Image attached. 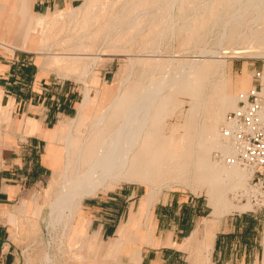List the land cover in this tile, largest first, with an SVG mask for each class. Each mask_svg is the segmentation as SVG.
I'll use <instances>...</instances> for the list:
<instances>
[{
    "label": "bare ground",
    "instance_id": "6f19581e",
    "mask_svg": "<svg viewBox=\"0 0 264 264\" xmlns=\"http://www.w3.org/2000/svg\"><path fill=\"white\" fill-rule=\"evenodd\" d=\"M176 5L179 14L174 12ZM20 8L21 4L18 2L13 13L16 15ZM184 9L188 11L186 16ZM72 10L68 15L73 17L75 10L74 8ZM100 11L98 7H85V22L80 24V27L87 31L93 20H98L102 15ZM200 11L204 15L198 16L197 13ZM110 15L112 23L109 28L118 27V31L121 27H126L124 24H129L128 28L140 27L145 16L153 20L152 28H158L161 24L160 29L171 30L180 27L177 25V20L184 16L183 26L189 34L192 30L201 31L203 22L213 20L217 24L222 23V33L218 32L222 37H219L217 43L222 42L223 39L250 38L252 49L236 50L234 53L251 52L255 56L264 57V0H131L130 2L123 0ZM10 32L7 25H0V36L4 34L9 36ZM164 35L160 31L150 36ZM192 35L197 38L203 37L201 32H194ZM107 36L105 35L104 38L106 39ZM23 38L24 43L30 41L33 45L34 38L30 29L24 33ZM157 42L147 43L149 45ZM196 43L200 44L202 41ZM83 44L82 42L78 47H83ZM43 48L44 46H40V51L35 52L43 53L41 51ZM199 51L203 52L204 48L201 46ZM202 52L194 59L155 58L153 54H145L146 57L138 59L131 58L132 64L138 60L147 66L141 68L142 70L130 83L132 73H128L121 80L120 86L112 96L109 95L107 88H104L102 91L104 102L102 101L103 104L98 102L97 109L91 115L89 108L93 100L87 89L77 105L76 114L70 120H59L57 123L60 131L59 139L62 140L63 147L57 158L61 165V173L59 179L54 182L55 197L49 206L51 225L64 223L67 227L71 218L78 214L85 197L94 196L99 188L104 189L109 185L125 181L148 187L146 196L133 211L126 228L130 231L134 225L133 228L140 227L144 218L150 217L149 195L155 191L154 185L150 183L156 178L160 179L162 174L173 173L174 170L181 177L185 165L193 158L203 163L201 164L203 175L200 179L208 185L209 200L214 206L213 215H220L228 209L230 201L228 193H231L233 199H237L239 194L242 197L247 192L250 170L236 163L225 164L221 160H212L210 153L212 150L221 151L223 154L232 153V144L223 140L220 135V125L223 124L226 111L233 109L237 101L246 96L249 81L247 77L238 79L233 91H228L223 78L225 59L212 58L211 55L208 58L203 56ZM244 74L248 76L246 71ZM216 76L220 79H216ZM213 83V94L208 95L205 89ZM181 96L189 98L186 126L190 127L191 122L196 123L194 120L196 114L204 118L196 129L197 145L194 144L196 146L193 147L195 150L191 157L186 154L187 143H183L184 140L192 141L188 130L179 132L181 134L178 139H175V130L170 129L169 136L163 132L167 114L178 106L182 108L184 100L180 99ZM208 98L211 103L209 109L205 110ZM2 103L0 100V113L4 116V121L8 122L11 103H5L4 110ZM199 143L205 146L200 154L197 153ZM237 207L243 211L250 208V203L248 201L240 203ZM78 216L82 215L78 214ZM210 228L204 220L201 226L197 223L191 237L181 246L190 251L195 246L202 249L204 264L210 262L209 250L214 237ZM151 229L148 227L149 231ZM136 254L137 252L135 256ZM262 254L261 264H264V237ZM45 260L50 261L47 255Z\"/></svg>",
    "mask_w": 264,
    "mask_h": 264
},
{
    "label": "rangeland",
    "instance_id": "374dc122",
    "mask_svg": "<svg viewBox=\"0 0 264 264\" xmlns=\"http://www.w3.org/2000/svg\"><path fill=\"white\" fill-rule=\"evenodd\" d=\"M19 1L0 0V24L7 25L11 31L10 37L7 34L0 36V42L34 52L32 53L34 60H41L39 73L45 76L44 80H47L49 84L52 82H65L69 86L75 87L78 99H82L85 91L88 89L89 95L93 100L89 108L90 115L97 109V103L104 100L102 93L104 88H107L109 95L112 96L120 86L121 80L128 73H132L131 79L129 80L130 83L138 75L139 71L142 70L141 68L147 66L138 60L132 64L131 58L138 59L146 57L145 54H153L155 58L174 57L194 59L198 58L197 56L199 54L201 55L202 51L199 50L202 46L205 52L207 49L209 51L206 53L203 51V56L209 58L211 55L212 58L218 59L220 57L222 59L221 57H223L225 59L223 78H225L227 90L230 92L233 91L235 82L238 79L247 77L249 82L246 93H248L249 88L252 86V68L260 64L258 59L264 58L263 56H255L251 52L234 53L236 50L252 49L250 38L240 40L223 39L222 42L217 43L219 37H222L219 34L223 30L221 28L222 23L217 24L213 20L203 22L201 31L199 29L196 31L192 30L189 34V31L183 26V18L188 14L187 9H184V16L180 17V20H177V25L180 27L174 30L168 28L160 29L161 24L158 28H152L153 20L148 18V16L144 17L138 28H128L129 26L127 25L129 24H124L126 27H121L119 31L117 30L119 29L118 27L111 29L109 28L112 23L110 13L113 9H117L123 0H76L68 8L57 10L51 15L44 16L43 22H40L41 17L34 16L33 27L31 28V36L34 38V43L33 45L30 44V41L28 43H22V38L16 33L21 25V20L13 13ZM126 1L130 2L131 0ZM87 6L92 8L98 7L101 9L100 12L102 15L98 20H93L88 30L84 31L80 27V24L85 22L84 9ZM73 8L75 14L72 17L68 13H71ZM174 12L179 14L177 5L174 7ZM197 15L202 16L204 14L200 11ZM210 28L211 33H209ZM160 31L165 35L162 37L150 36ZM194 32H201L203 37L197 38L193 36L192 33ZM105 35H108L106 39L104 38ZM151 41L158 42L157 44L148 45L147 42ZM196 41H202V43L197 44ZM82 42L84 43L83 47L79 48L78 46ZM40 46H44L41 50L43 53H35V51H40ZM7 52L11 53L12 50L9 47L6 48L5 44H0V54ZM76 52L79 54H73ZM245 71L248 73V76L244 74ZM216 79H220V77L216 76ZM213 89L214 83L207 86L205 92L211 95L213 94ZM180 99L184 100L182 108L178 106L173 112L167 114L165 118L166 122L163 125V132L166 136H169L170 129L175 130L174 136L175 139H178L181 133L188 130L193 142L184 140L183 143H187L188 148L186 154L191 157L193 150H195L193 147L197 145L196 129L202 124L204 118L202 116L200 118L199 114H196L194 119L196 123L191 122L190 127L186 126L190 106L189 98L181 96ZM0 100L3 102L4 110V104L10 102V100L6 99L1 91ZM210 103L211 101L208 98L205 110L209 109ZM212 106H214V103ZM231 110L226 111L224 119L226 114ZM74 115L68 118H58L57 122H55L56 124L53 127L51 126L52 128L46 133V150H44V158L47 162L46 177L42 184L34 189H30L27 200L28 205L18 209L16 220L10 223L12 228L11 239L18 247V264H135L137 261L136 257L140 254L139 248L153 244L155 232L154 203L158 200L159 202L165 201L173 195L181 197L182 200L191 198L198 200L202 207V216L196 222L200 226L203 224V220L204 223L211 227L220 218H225L231 213L242 212L237 206L247 201L239 199L241 197L240 192L238 193V200L233 199L231 193H228L230 199L228 209L220 215H213L214 206L209 200L208 185L200 179L203 175L201 166L203 163L193 158L185 165L181 177L173 169V173L162 174L160 179L156 178L150 183L155 187V191L149 195L151 203L150 217L149 219L144 218L142 221L146 234H149L148 227L152 228L148 239H145L143 233L139 234L133 231L131 233H125L124 237L126 241L122 243V246H116L112 243L119 235L115 240L102 241L100 238L92 236L88 231L89 213L86 207L89 202L99 201L101 199L110 200L108 198L117 192L126 191L131 198L127 199L128 201L124 203L125 216L121 222L122 225L119 227L120 233V230L126 225L140 200L146 196L148 191V187L136 182L120 181L109 185L107 188H99L94 196L83 199L82 205L78 210V214L82 215L81 217L78 214L74 215L67 227L64 223H59L55 226L51 225L49 222V206L55 197L54 189L56 185H54V182L59 179L61 173V165L58 163L57 158L58 154L62 152L63 147L62 140L59 139L60 131L57 123L59 120H70ZM15 117L16 112L13 114L9 112L8 118L10 122ZM224 119L222 123H224ZM6 124L7 121H4V116L0 113V135L5 128L7 129L9 127ZM204 148V144L199 143L197 153L200 154L204 151ZM214 151L212 150L210 153V159L212 160L217 159L214 157ZM259 214L261 220L258 226L256 240L258 259L254 264H261L263 256L264 208ZM133 227L132 229H137ZM125 249L127 252L137 251L138 253L136 256L126 257ZM203 253L204 251L202 249L195 246L193 250L185 253L186 260L191 264H204ZM46 255L50 259L49 262L45 260ZM206 264H211V257L210 262Z\"/></svg>",
    "mask_w": 264,
    "mask_h": 264
},
{
    "label": "crops",
    "instance_id": "0c3cea01",
    "mask_svg": "<svg viewBox=\"0 0 264 264\" xmlns=\"http://www.w3.org/2000/svg\"><path fill=\"white\" fill-rule=\"evenodd\" d=\"M74 1L20 0L21 8L16 16L20 18L21 25L16 33L22 38L21 42L24 43V33L31 30L34 16L41 17L40 21H43L44 16L68 8ZM0 44L12 50L11 53L0 54V91L10 100V114L16 112V117L12 122L8 120L6 125L9 127L0 135V264H18V247L12 242L10 223L16 220L18 209L28 205L30 189L38 187L46 177V133L58 118L76 114L81 98L78 99L76 88L65 82L49 84L44 80L45 76L39 73L41 60H34V52L7 43ZM127 193L119 191L108 198L110 200L89 202L86 207L89 213L88 231L92 236L109 241L119 235L112 243L116 246H122L126 241L125 233L133 231L143 233L148 239L152 229L146 234L142 224L130 231L126 228L131 217L119 233L125 216L124 203L131 198ZM153 211V244L139 248L135 264H191L185 254L190 250L181 246L191 237L197 219L202 216L201 204L192 198L182 200L173 195L165 201H156ZM260 218L259 213L237 212L211 225L210 230L214 233L209 250L211 264L257 262L256 240ZM135 252L126 251V257L135 256Z\"/></svg>",
    "mask_w": 264,
    "mask_h": 264
},
{
    "label": "built area",
    "instance_id": "2783aa9c",
    "mask_svg": "<svg viewBox=\"0 0 264 264\" xmlns=\"http://www.w3.org/2000/svg\"><path fill=\"white\" fill-rule=\"evenodd\" d=\"M258 61L260 64L251 70V88L226 114L220 127L222 139L232 144L233 151L214 152L217 160L250 170L248 190L240 200L250 203V208L242 212L251 214L264 208V58Z\"/></svg>",
    "mask_w": 264,
    "mask_h": 264
}]
</instances>
